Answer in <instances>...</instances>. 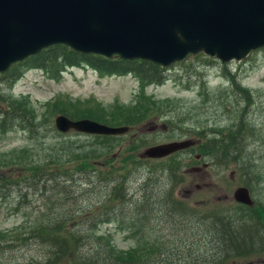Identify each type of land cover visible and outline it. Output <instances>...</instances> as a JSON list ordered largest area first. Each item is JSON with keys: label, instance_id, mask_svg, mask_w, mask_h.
<instances>
[{"label": "rangeland", "instance_id": "rangeland-1", "mask_svg": "<svg viewBox=\"0 0 264 264\" xmlns=\"http://www.w3.org/2000/svg\"><path fill=\"white\" fill-rule=\"evenodd\" d=\"M20 65L12 67H20L22 73L6 93L26 115L19 117L7 130L0 127V165L14 160L24 168L29 164L48 166L60 160L55 165L66 167L69 162L86 155L97 163L95 166L125 165L136 172L127 187L130 194H139L135 191L149 172L182 163L183 182L175 189L177 199L203 210L209 207L208 203L216 201L234 207V190L252 179L246 184L257 209L264 213V48L251 52L241 62L222 63L203 54L189 56L168 67L158 85L141 84L132 74H99L95 67L85 63L72 68L59 65L57 78L53 72ZM238 90L248 91L250 102H246ZM59 111L89 115L104 124L113 121L114 126L126 123L131 129L111 139L74 133L61 135L54 127L55 117L61 114ZM34 115L38 122L36 130L25 125L27 118ZM130 120L138 123L133 125ZM236 124L246 126V137L242 141L240 158L229 165L219 166L205 156L195 162L194 156L201 154L199 148L160 161L139 157L144 149L159 143L192 139L201 144L207 138H214L218 133L215 131H233ZM35 131L38 135L32 133ZM204 163L208 165L203 167ZM8 176L13 178L14 172L5 165L0 171V180L5 182L2 177ZM0 192V232L24 231L41 212L47 209L51 212L36 196L30 198L31 208L27 206L26 211H16V205L21 202L16 189L12 192L1 189ZM98 197L93 203L105 201L103 196ZM85 203L90 201L85 199ZM257 218L263 221L261 213ZM125 224L105 222L96 227L95 233L110 238L118 251L130 254L136 249L138 242L134 237L137 235L131 229L125 230ZM162 233L166 238L171 237ZM199 247L202 258H210L211 245ZM39 252L14 248L12 253L0 254L3 258L0 264L5 259L27 264ZM250 262L247 258L235 264Z\"/></svg>", "mask_w": 264, "mask_h": 264}, {"label": "trees", "instance_id": "trees-1", "mask_svg": "<svg viewBox=\"0 0 264 264\" xmlns=\"http://www.w3.org/2000/svg\"><path fill=\"white\" fill-rule=\"evenodd\" d=\"M81 63L95 67L99 74H132L145 85H158L164 78V70L150 62L83 55L62 45L42 50L25 59L20 66L53 72L57 78L59 65L71 68ZM21 73V68L16 66L0 74V127L4 130L26 115L6 93ZM238 91L246 102H250L248 91ZM59 112L73 118H92L76 112ZM35 120L36 115L28 117L25 125L36 130L38 122ZM130 121L133 125L138 123L137 120ZM105 124L114 126L113 121ZM246 131V126L236 124L233 131H215L218 133L214 138L206 137L197 147L202 156L209 157L219 166H226L240 158ZM32 133L38 135V131ZM59 161H52L53 167L29 164L21 168V163L14 160L0 165V171L6 165L14 172L13 178L2 177L5 182L0 180V190L12 192L16 189L21 201L16 205V211H26L27 206L31 208L30 198L36 196L52 212L48 209L38 211L37 220L24 231L0 232V254L12 253L14 248L40 250L38 256L27 264H235L243 256L264 252V246H259L264 231L263 218L262 222L257 218L248 222L242 218L250 217L249 213L243 216L230 214L229 209H222L218 203H211L204 210L198 209L175 197L177 185L183 182L182 163L149 172L147 181L145 179L135 191L139 194H130L127 186L136 172L128 170L125 165L95 166L97 163L86 155L69 162L66 167L55 165ZM98 196H103L105 201L93 203ZM85 199L90 203H85ZM111 221L121 222V225L126 223L124 229L136 233L134 238H137L138 245L130 254L118 251L110 238L95 233L98 225ZM161 231L171 237H164ZM207 244L211 245L212 251L210 258L204 259L203 254L198 253L199 246L206 247ZM149 250V253L145 252ZM8 260L1 264H15Z\"/></svg>", "mask_w": 264, "mask_h": 264}, {"label": "water", "instance_id": "water-1", "mask_svg": "<svg viewBox=\"0 0 264 264\" xmlns=\"http://www.w3.org/2000/svg\"><path fill=\"white\" fill-rule=\"evenodd\" d=\"M51 45L163 67L204 53L222 62L264 47V0H0V73ZM58 131L122 135L90 119H55ZM194 145L174 141L140 157L160 159ZM235 201L251 205L246 188Z\"/></svg>", "mask_w": 264, "mask_h": 264}, {"label": "flooded vegetation", "instance_id": "flooded-vegetation-1", "mask_svg": "<svg viewBox=\"0 0 264 264\" xmlns=\"http://www.w3.org/2000/svg\"><path fill=\"white\" fill-rule=\"evenodd\" d=\"M201 159V158H200ZM198 159V160H200ZM197 160V161H198ZM258 219V218H257ZM264 236L261 239L260 245L259 246H264ZM254 255V256H253ZM244 257V258H243ZM242 258L244 260L250 259L252 262H250L249 264H264V252L258 253V254H252L250 256H243ZM188 258H190V256L188 255ZM255 260V261H253Z\"/></svg>", "mask_w": 264, "mask_h": 264}, {"label": "bare ground", "instance_id": "bare-ground-1", "mask_svg": "<svg viewBox=\"0 0 264 264\" xmlns=\"http://www.w3.org/2000/svg\"><path fill=\"white\" fill-rule=\"evenodd\" d=\"M40 53V52H39ZM195 239V238H194ZM192 242H194V241H192ZM190 244V243H189Z\"/></svg>", "mask_w": 264, "mask_h": 264}]
</instances>
